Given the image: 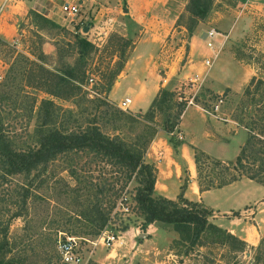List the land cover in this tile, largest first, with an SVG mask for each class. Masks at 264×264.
<instances>
[{
	"label": "rangeland",
	"instance_id": "rangeland-1",
	"mask_svg": "<svg viewBox=\"0 0 264 264\" xmlns=\"http://www.w3.org/2000/svg\"><path fill=\"white\" fill-rule=\"evenodd\" d=\"M63 1L0 2V122L15 150L37 148L51 131L69 133L93 124L145 155L157 130L175 122L179 96L219 122L241 117L244 86L237 90L230 79L241 77L239 66L261 56L264 61V46L258 48L256 39L264 31V4L245 7L237 0H211L207 14L196 22L185 11L187 0H170L166 16L148 13L149 22H159L160 17L167 22V31L160 44L156 38L144 41L137 54H156L164 77L170 65L176 75L186 72L195 63V53L203 64L202 71L185 73L181 81L161 87L174 96L151 115L146 114L148 108L131 111L130 106L126 110L118 106L126 98L119 87L121 69L143 34L133 18L142 15L144 1L67 0L79 7L74 18L61 13ZM237 20L243 24L235 31L232 23ZM212 29L221 34L212 40L213 51L205 42ZM208 59L210 66L204 63ZM262 66L264 62L253 76L264 80ZM191 79L197 83L191 85ZM68 81L79 86L73 95L65 85ZM251 103L245 100L243 106ZM172 137L181 141L178 134ZM198 145L200 150L204 147ZM211 150L209 160L200 158L201 185L219 182L220 173L225 178L236 174L231 165L221 170L213 159L228 162L239 151L234 153L233 146ZM5 170L0 156V259H18V264H64L59 244L67 237L77 241L80 264H234L235 260L253 264L255 251L250 246H256L264 234V187L245 177L231 185L234 189L205 197L206 203L219 207L205 204L201 197L194 201L211 210L209 223L247 242L249 247L232 259L228 243L217 244V234L208 233L201 246L190 245L172 224H145L134 201L140 177L125 183L117 166L102 156L85 151L57 154L27 176L7 175ZM239 193L243 198L233 201ZM111 236L113 241L108 240Z\"/></svg>",
	"mask_w": 264,
	"mask_h": 264
},
{
	"label": "trees",
	"instance_id": "trees-1",
	"mask_svg": "<svg viewBox=\"0 0 264 264\" xmlns=\"http://www.w3.org/2000/svg\"><path fill=\"white\" fill-rule=\"evenodd\" d=\"M211 5V0H187L185 11L191 17H195V19H191L196 22L197 19H201L207 14ZM177 25L180 24L177 23ZM185 27L190 28L189 26ZM83 42L88 45L87 42ZM65 85H69L68 93L70 95L79 90V86L73 84V82H65ZM51 94L63 97L60 92H51ZM173 96L174 92L163 88L159 89L146 114L152 115L154 109L166 107ZM240 97L243 105L245 100L252 102L245 105L246 107L242 105L239 111L241 117L233 118L240 127L245 129L246 140L239 147V152L232 161L222 162L213 159V164L222 167L221 170H229L228 167L231 165V169L236 174L230 178H225L222 176L224 173H220L219 182L214 183L208 180L206 185H201L199 180L201 192L225 186L239 180L241 177L252 180L264 187V80L253 76L244 87ZM175 103L178 108L175 122L164 128V131L168 133L172 132L179 123L180 115L187 106V100ZM116 113L120 114L122 112L117 111ZM170 141L175 145L178 143V140H175L172 136ZM78 151H85L106 158L111 164L117 166L120 179L125 183H128L133 177H140L141 187L137 188L134 201L140 215L143 216L145 224H151L155 221L172 224L181 238L189 241L190 245L199 244L201 246L202 239L208 233L217 234L220 239L217 240V237L211 238L209 243H214L213 240L215 239L217 244L228 243L229 250L233 255L232 259H235L234 254L243 252L246 247H249L244 240L209 223L208 216L211 215V210L198 202L184 198L182 192L177 196L179 200L177 202L155 194V168L145 161L144 153L131 151L118 139L103 134L98 126L92 124L83 130L69 133H61L57 130L51 131L43 137L37 148L15 150L5 135L0 122V156H2L7 175H30L31 171L35 170L40 164L53 160L57 154ZM200 158L206 161L211 157L203 151L197 149L194 151L197 178H200L201 173ZM182 188L183 186H181V190ZM120 189L121 187L116 192ZM24 191V198L27 199L29 196L28 190L24 188ZM237 213L233 212L234 215H237ZM106 219L107 217H104V221ZM2 248L3 245L0 244V249ZM250 248L255 251L253 264L264 263V234L259 243L256 246H250ZM17 262L18 259H0V264H18ZM233 263L239 264V261L235 260Z\"/></svg>",
	"mask_w": 264,
	"mask_h": 264
},
{
	"label": "crops",
	"instance_id": "crops-1",
	"mask_svg": "<svg viewBox=\"0 0 264 264\" xmlns=\"http://www.w3.org/2000/svg\"><path fill=\"white\" fill-rule=\"evenodd\" d=\"M143 1L142 15L139 18H133L135 24L143 27V34L131 53V58L125 63L123 69H121L120 74L123 75V77L119 78V87L121 91H125L126 98H129L128 108L130 106L129 109L131 111H143L149 108L161 87H166V85L175 83V81H181V79L185 78V73H192V71L194 73L200 72L203 66L202 60L197 61L200 57L195 53V63L191 64L186 69V72L183 70L180 75H176V73L170 71L172 67H174L170 65L168 66L169 71L164 70V74L166 75V77H164L158 70L159 64L157 65L156 54L150 52L137 54L138 49L144 41H150L151 38H156L157 40H155V42H159L162 40L160 36L164 35L167 31V22H161V17V21L159 20V22H149L151 19L147 18V14L150 13V16H152L151 14H155L156 16L157 12L158 14L162 12L166 16L169 3L171 4L170 0ZM237 3L245 7L247 5L253 7L256 3L261 5L264 4V0H237ZM242 24L243 22H238V20L233 22V30H238ZM256 39H259V45L257 47L263 48L264 31L261 32L260 35H257ZM160 43L161 42H159V44ZM226 52L230 54V46ZM263 62V57L261 56L256 62H251L248 66H239L238 71L242 73L241 77L238 79L231 78L230 82L237 84V90L242 86L245 87L249 79L255 74V71L259 70L258 67L263 65ZM262 68H264V66H262ZM181 74L182 78H180ZM173 76L176 77L177 80L173 79ZM172 80L173 82H171ZM171 89H173V87ZM112 93L114 97L117 96L115 92ZM120 97L121 96H118L117 98ZM241 128L242 127L233 119L226 118L223 122H219L212 115L209 116L199 105L188 104L180 115V120L176 125L175 132L172 134V132L168 133L158 129L145 152V161L155 168V194L168 199H175L182 192L183 197L190 201H196L201 197L205 204L219 207L217 203H206L205 197L211 192H223L227 189H234L231 185L236 181L222 187L201 192L197 181L194 151L196 149L200 150L198 144L201 143L204 145L202 149L206 154H214L211 149H226L229 146H233L234 153H236L246 140V131ZM174 134H178L181 140H178L176 145L170 141L171 136ZM202 149L200 151H202ZM234 153L231 155V158L234 156ZM218 156L222 157L223 155ZM222 158L229 157L223 156ZM181 186H183L182 190ZM242 195L239 193L238 197L233 201L240 200L243 198ZM227 206H225V208H228Z\"/></svg>",
	"mask_w": 264,
	"mask_h": 264
},
{
	"label": "built area",
	"instance_id": "built-area-1",
	"mask_svg": "<svg viewBox=\"0 0 264 264\" xmlns=\"http://www.w3.org/2000/svg\"><path fill=\"white\" fill-rule=\"evenodd\" d=\"M7 0H1V2L5 3ZM3 5H0V13L2 11ZM59 9L61 11L62 14H65L66 16L70 17V18H74L75 16L78 15L79 13V7L77 4L69 2V1H63L60 6ZM218 35H221L219 32H216L215 30H209L206 32V46L210 49V50H214V44L212 42V40L214 38H217ZM206 65L210 66V60H205L204 62ZM2 76L0 75V80H1ZM191 85H194L195 83H197V79H191L190 80ZM185 87L182 90V94H185ZM181 100H186V97H181L179 96V101ZM129 98H124L119 104L118 106L120 107V109L126 110L128 108V104H129ZM221 101V100H220ZM187 104H193L192 100L187 101ZM108 240L113 241L114 238L111 236L108 238ZM59 252H60V259L62 261V263L64 264H80L82 261L81 255L78 252V248H77V241L75 238L73 237H67L64 241H62L59 244Z\"/></svg>",
	"mask_w": 264,
	"mask_h": 264
},
{
	"label": "water",
	"instance_id": "water-1",
	"mask_svg": "<svg viewBox=\"0 0 264 264\" xmlns=\"http://www.w3.org/2000/svg\"><path fill=\"white\" fill-rule=\"evenodd\" d=\"M84 30H86V28Z\"/></svg>",
	"mask_w": 264,
	"mask_h": 264
}]
</instances>
